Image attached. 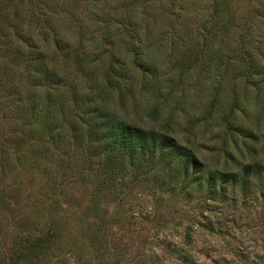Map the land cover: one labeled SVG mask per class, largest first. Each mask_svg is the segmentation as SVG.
Instances as JSON below:
<instances>
[{"label":"rangeland","instance_id":"1","mask_svg":"<svg viewBox=\"0 0 264 264\" xmlns=\"http://www.w3.org/2000/svg\"><path fill=\"white\" fill-rule=\"evenodd\" d=\"M171 2L0 0V19L7 11L23 27L46 20L44 28L64 39L73 33L68 41L75 46L82 38L87 51L108 35L101 47L104 62L96 60L88 68L118 56L120 61L113 63L117 68L123 57H132L125 19L137 3L135 8H144L149 17L136 44L142 53L150 52L151 60L159 59L160 68L155 75L137 71L131 86L128 77L112 76L108 83L97 72L81 70L73 58L65 59L61 69L68 78L62 91L54 92L47 117L52 131L40 115L27 135L18 128L24 119L14 120L7 116L9 110L3 111L4 73H24V63L8 56L6 70L0 67V264H264V170L246 185L228 184L224 194L212 199L204 190H179L167 167H157L124 191L111 187L97 193L93 175L80 172L87 166L85 153H91L87 140L98 137L89 135V129L74 133L69 118L101 109L182 143L189 138L200 155L206 154L210 169H238L236 160L250 159L247 141L264 164V116L254 108L256 90L242 82L238 90L243 96L247 89L250 99L240 103L242 112L231 114L229 91L239 72L224 59L239 41L228 39L232 19L238 27L239 19L257 14L264 0H187L173 13ZM214 11L216 28L211 37L202 38V19L209 21ZM257 18L252 33L264 26ZM251 52L264 65V43ZM51 55L55 60L56 52ZM218 61L220 67L215 66ZM190 64V72L178 75L179 67ZM171 68L176 70L172 76ZM258 78L264 97V74ZM47 91L45 86L43 94ZM214 92L219 93L216 99ZM227 121L257 132L255 138L230 130ZM187 226L192 229L185 237ZM179 249L188 260L178 257Z\"/></svg>","mask_w":264,"mask_h":264},{"label":"trees","instance_id":"2","mask_svg":"<svg viewBox=\"0 0 264 264\" xmlns=\"http://www.w3.org/2000/svg\"><path fill=\"white\" fill-rule=\"evenodd\" d=\"M186 2L187 0H172L170 3L171 13L183 9ZM137 6V3L131 6L132 12L128 13L125 19V25H128V30L131 32L130 34L126 32L125 36L128 37V42L132 46L129 50L132 57H123L120 67L117 68L113 63L116 59L118 62L120 61L118 56H113L108 64L100 66V63L104 62L102 55H105L101 47L106 44L108 35H103V38L99 40V45L92 42L94 49L87 51L82 38L77 41L78 44L75 46L68 41L73 33H68L67 38L64 39L63 35L44 28L46 20L39 25L40 27L36 25L23 27L24 22H12L15 19L11 18L7 11H4L0 19V67L3 66L6 70V59L8 56H15L24 63V73L20 71L12 74L10 72L4 73L2 105L6 114L9 110L7 116L18 121L24 119L18 125V128L22 126L21 133L31 134L33 131L32 120L37 119L40 115L47 118L52 113L51 107L54 108L55 103L54 92L58 90L61 92L62 86L66 84L68 78V71L61 69L65 59L73 58L74 63L79 65L81 70L87 68L89 72L87 74L97 72L108 83L111 82L109 78L112 76L117 79L128 77V83L132 86L137 71H141L142 74L155 75L160 69L159 59L151 60L150 52H143L145 56L136 44L137 42L140 43L142 25L148 21L149 17L144 8H135ZM256 11L257 14L254 13L249 20L240 18L238 27L235 26V20L232 19L228 39L233 40L236 37L239 38V41H236V45H231L230 54L224 59L228 67L231 66L233 70L239 72L237 76L233 77L229 91L233 108L231 114L235 110L242 112L244 105L240 103L250 99L247 89L244 90L243 96L238 90L243 82L246 87H252L256 90L254 108L258 109V115L262 118L264 116V97L260 93L263 82L258 76L263 77L264 65L256 57L251 56L253 53L251 50L260 51L262 49L264 26H259L254 33L251 32V28L256 16L264 20V3L260 7V13L258 10ZM215 18L216 12L214 11L210 13L209 21L207 17L202 19L200 24L203 31L202 38L211 37L212 34L209 32L213 33L212 31L216 28V23L214 25ZM172 37L174 34L170 36V38ZM253 38H257V43H253ZM250 39L252 45L249 44L248 46ZM244 40L246 43L243 42ZM202 47L200 46L198 49L200 53L203 51ZM191 51L196 52L193 49ZM52 52L57 54L55 60H52ZM187 52L192 55L189 51ZM96 60L101 62L88 68ZM219 60L222 61V59ZM261 62L264 63V60ZM216 63L215 66L220 67L219 61ZM191 65L186 69H183L182 66L179 67L177 69L178 75L182 76L190 72V69L193 68ZM174 69H170V76L174 75L173 72L176 71ZM126 71H131V73L128 75ZM45 86L48 91L43 94ZM218 94V92L212 93V99H216ZM61 105H63L62 101ZM90 113L85 111V118L76 115V118L72 116L73 119H69L72 122L74 133L81 134L89 129V135L98 137L97 141L91 137L87 140V147L91 153H85L87 166L80 171L88 176L93 175L91 177L95 181L96 193L111 187L124 191V188L129 187V184L136 183L140 178L147 177L157 167L162 166V168L167 167L168 172L172 174L179 190L187 193L204 190L212 199L216 194H224L228 184L241 183L246 185L251 177L260 175L264 170V164L257 156L256 146L248 144L249 141L245 142V146L248 149L250 159L246 162H237L236 160L235 164L238 169L226 170L223 167L210 169L207 165L206 154L200 155L198 152L200 148H195L194 142L189 138H186L182 143L166 132L131 124L114 112L102 111L101 109ZM50 120L51 118L46 119V128L52 131L49 124ZM227 126L230 130H235L243 136H253L247 137L249 140H253L254 135L257 134V132L253 133L243 126H234L230 121H227ZM57 130L60 133V128ZM93 143H95L94 146ZM191 229L192 227L187 226L185 237L190 236ZM179 251L181 253L178 257L183 261L188 260L187 253L182 249Z\"/></svg>","mask_w":264,"mask_h":264}]
</instances>
